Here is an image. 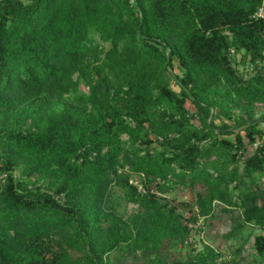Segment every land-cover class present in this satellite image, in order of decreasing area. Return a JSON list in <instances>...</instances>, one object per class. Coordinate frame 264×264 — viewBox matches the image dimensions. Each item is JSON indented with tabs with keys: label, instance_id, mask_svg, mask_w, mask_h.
<instances>
[{
	"label": "trees",
	"instance_id": "16d2710c",
	"mask_svg": "<svg viewBox=\"0 0 264 264\" xmlns=\"http://www.w3.org/2000/svg\"><path fill=\"white\" fill-rule=\"evenodd\" d=\"M263 1L0 0V264H229L176 248L219 207L264 229V65L236 60L264 63ZM178 186L197 213L158 196Z\"/></svg>",
	"mask_w": 264,
	"mask_h": 264
},
{
	"label": "rangeland",
	"instance_id": "374dc122",
	"mask_svg": "<svg viewBox=\"0 0 264 264\" xmlns=\"http://www.w3.org/2000/svg\"><path fill=\"white\" fill-rule=\"evenodd\" d=\"M264 2V1H263ZM264 11V3L261 8ZM237 68L242 76L245 78L251 77L257 69H260L264 63H241L242 54L236 55ZM168 75V84L175 89H178V86L174 83V73L182 74L177 63H175L173 70L169 71ZM82 91H87L85 86H81ZM187 107L191 110H195V106L188 100L186 103ZM258 109L255 110L254 116L256 118H261L264 114V106L259 105ZM236 112V119L241 110L238 108H233ZM225 122H229L227 119H223ZM216 122L222 124V118L216 117ZM231 122V121H230ZM195 123L198 124V120H195ZM260 128L264 130V123H261ZM237 129L238 128H232ZM245 134V131H242ZM230 134H223L222 137H229ZM234 137V135L232 134ZM124 138H126L124 136ZM258 144H264V138H258ZM256 148L255 145L249 150V153ZM15 174L21 176V169H17ZM134 181L140 185V188H145L143 186L142 178L140 176L133 177ZM258 191L260 195L264 197V182H260ZM159 192V191H158ZM123 196L122 192H119ZM117 199L114 198L112 201L113 206L117 212L123 216V219H128L133 213L138 210V205L132 202H128L123 197ZM158 196L160 198H165L171 204L176 206L178 212H181L185 217L191 216L193 213L198 212V203H197V193L185 186H178L175 190L162 193L159 192ZM260 198V197H259ZM260 201V200H259ZM239 208L237 212H240ZM193 224V223H192ZM194 230L192 231L191 238L189 239V244L186 246H178L176 248L178 255L181 260H187L193 258L203 253L206 249V246L209 245L214 247L219 252H221L222 260L227 261L229 264H264L263 260H258L255 262L254 257L256 253L253 248L254 238L257 234H264V229L249 225L247 226L242 233H233V235H228L232 232L237 226V223L234 222V219L231 217L230 213H227L218 208L215 218L205 219L204 217L199 216L198 221L194 223Z\"/></svg>",
	"mask_w": 264,
	"mask_h": 264
},
{
	"label": "built area",
	"instance_id": "2783aa9c",
	"mask_svg": "<svg viewBox=\"0 0 264 264\" xmlns=\"http://www.w3.org/2000/svg\"><path fill=\"white\" fill-rule=\"evenodd\" d=\"M258 16L264 17V11H263V9H261L259 11ZM2 177H4V176H1L0 178H2Z\"/></svg>",
	"mask_w": 264,
	"mask_h": 264
}]
</instances>
